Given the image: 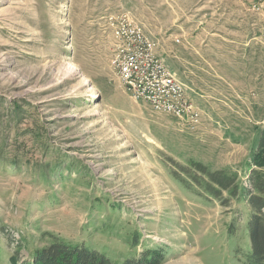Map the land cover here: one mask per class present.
<instances>
[{
    "label": "rangeland",
    "instance_id": "rangeland-1",
    "mask_svg": "<svg viewBox=\"0 0 264 264\" xmlns=\"http://www.w3.org/2000/svg\"><path fill=\"white\" fill-rule=\"evenodd\" d=\"M120 11L185 83L197 129L121 85L105 27ZM263 118L264 0H0V264L31 261L43 232L110 255L161 244L159 264H237L235 202L191 194L174 162L246 186Z\"/></svg>",
    "mask_w": 264,
    "mask_h": 264
},
{
    "label": "trees",
    "instance_id": "trees-1",
    "mask_svg": "<svg viewBox=\"0 0 264 264\" xmlns=\"http://www.w3.org/2000/svg\"><path fill=\"white\" fill-rule=\"evenodd\" d=\"M256 141L255 169L251 170L246 186L239 183L235 171L212 170L198 161L190 165L174 162V176L191 194L204 200H218L224 207L235 202L236 216L227 224L224 247L231 250L237 264H264V128L259 130ZM41 237L45 245L30 248L32 259L22 264H159L166 257L164 246L150 241L143 243L142 254L120 256L84 242L67 241L50 232H43ZM25 240V246L30 244ZM126 243L135 249L140 234L135 231ZM18 256L16 252L15 257Z\"/></svg>",
    "mask_w": 264,
    "mask_h": 264
},
{
    "label": "built area",
    "instance_id": "built-area-1",
    "mask_svg": "<svg viewBox=\"0 0 264 264\" xmlns=\"http://www.w3.org/2000/svg\"><path fill=\"white\" fill-rule=\"evenodd\" d=\"M111 62L121 85L154 112L178 118L190 130L198 128L201 113L185 83L158 53V43L127 11L105 17ZM264 125V118L259 122ZM264 128V126H263Z\"/></svg>",
    "mask_w": 264,
    "mask_h": 264
},
{
    "label": "bare ground",
    "instance_id": "bare-ground-1",
    "mask_svg": "<svg viewBox=\"0 0 264 264\" xmlns=\"http://www.w3.org/2000/svg\"><path fill=\"white\" fill-rule=\"evenodd\" d=\"M74 69V68H73ZM72 70V69H71ZM73 71V70H72Z\"/></svg>",
    "mask_w": 264,
    "mask_h": 264
}]
</instances>
